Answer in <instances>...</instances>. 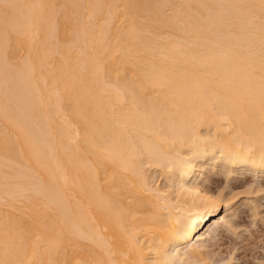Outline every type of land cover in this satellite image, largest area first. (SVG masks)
<instances>
[{"label":"bare ground","instance_id":"bare-ground-1","mask_svg":"<svg viewBox=\"0 0 264 264\" xmlns=\"http://www.w3.org/2000/svg\"><path fill=\"white\" fill-rule=\"evenodd\" d=\"M213 172L264 176V0H0V264H232Z\"/></svg>","mask_w":264,"mask_h":264},{"label":"rangeland","instance_id":"rangeland-1","mask_svg":"<svg viewBox=\"0 0 264 264\" xmlns=\"http://www.w3.org/2000/svg\"><path fill=\"white\" fill-rule=\"evenodd\" d=\"M159 176L160 174L157 173ZM209 176L206 182L202 181V184L208 183V180L211 178H218L221 180L220 186L217 187L216 185H213V193L215 190L216 195H219V191L224 190L226 196L230 197L233 194V197H230L234 200L230 201L229 203H226V205H230L231 209L226 213L225 216L227 217L226 221L228 223L226 224L224 221L221 222L219 227H214L209 230V232L205 235V240L203 243V246L205 247L202 249L204 254H210L214 257V260H220L232 257L236 260L235 264H264V176H254V175H246V177H237L231 179L230 183L227 179H224L223 174L216 175L214 172L209 174H206V176ZM223 175V177H222ZM163 176V175H161ZM159 176L158 181H161L162 179L165 181L164 176L163 178ZM160 177L162 178L160 180ZM156 179V178H155ZM236 179V180H234ZM224 180L227 182H224ZM162 182V181H161ZM205 182V183H204ZM160 183V182H159ZM163 183V182H162ZM234 183V184H233ZM242 183V184H241ZM247 183V184H246ZM251 183V184H250ZM226 184V186H225ZM229 184V185H227ZM231 184V185H230ZM236 184V185H235ZM252 186V189L250 186ZM257 184V185H255ZM258 184H262L259 185ZM223 185V186H222ZM234 185V186H232ZM238 185V186H237ZM247 185V186H245ZM230 186V187H229ZM241 186V187H239ZM245 186V187H243ZM255 186V187H254ZM221 187V188H220ZM226 187V188H225ZM231 187H233L232 190ZM249 189H246L248 188ZM260 187L262 189H260ZM230 188V190H229ZM254 188V189H253ZM258 188V189H257ZM228 189V190H227ZM237 189V190H236ZM219 190V191H217ZM254 190V191H252ZM261 190L260 193L254 194V192ZM211 191V193H212ZM217 191V192H216ZM228 193H227V192ZM252 191V192H250ZM222 191H220L221 193ZM247 195H246V193ZM255 192V193H256ZM212 193V194H213ZM214 193V194H215ZM222 193V194H224ZM240 193V194H239ZM245 193V194H244ZM231 194V195H229ZM249 194V195H248ZM226 197L227 199H229ZM261 197V198H260ZM256 198V199H255ZM260 198V200H259ZM258 199V201H257ZM232 202V203H230ZM260 204V205H259ZM225 203H223V209L225 210ZM257 205H259L257 207ZM263 205V206H262ZM260 207V208H259ZM256 214H253L255 213ZM263 212V213H261ZM262 215H260V214ZM255 215V216H253ZM223 216V215H222ZM230 221V222H229ZM231 225V228L229 229L228 224ZM225 225V226H224ZM228 229V230H226ZM228 227V228H227ZM232 232H231V231ZM207 242V244H205ZM205 244V245H204ZM210 245V246H209ZM207 246V247H206ZM207 251V252H206ZM209 252V253H208Z\"/></svg>","mask_w":264,"mask_h":264},{"label":"clouds","instance_id":"clouds-1","mask_svg":"<svg viewBox=\"0 0 264 264\" xmlns=\"http://www.w3.org/2000/svg\"><path fill=\"white\" fill-rule=\"evenodd\" d=\"M169 155L172 158H162L155 160V162L163 167H168L169 164L177 168H180L181 165H187L185 159L180 158L179 154ZM177 161H179V163H177ZM181 255L185 256L186 264H217V261H213L207 257H204L202 254H198L196 250L177 252L171 255H162V253H160L154 260V264H180ZM232 264H235L234 258Z\"/></svg>","mask_w":264,"mask_h":264}]
</instances>
